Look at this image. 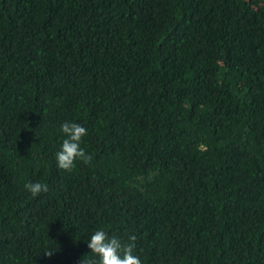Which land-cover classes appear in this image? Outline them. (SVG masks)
Returning <instances> with one entry per match:
<instances>
[{"label":"trees","instance_id":"obj_1","mask_svg":"<svg viewBox=\"0 0 264 264\" xmlns=\"http://www.w3.org/2000/svg\"><path fill=\"white\" fill-rule=\"evenodd\" d=\"M98 228L141 264H264V0H0V264H92Z\"/></svg>","mask_w":264,"mask_h":264},{"label":"clouds","instance_id":"obj_2","mask_svg":"<svg viewBox=\"0 0 264 264\" xmlns=\"http://www.w3.org/2000/svg\"><path fill=\"white\" fill-rule=\"evenodd\" d=\"M60 132L63 139L54 159L58 169L71 171L77 161L90 159L82 146L87 130L77 122L66 120L60 124ZM24 188L34 197L48 190L47 185L39 181L27 182ZM135 240L134 234H128L126 239H123L109 235L103 228L96 229L86 241L87 247L91 250L92 264H141L140 257L135 253ZM82 264H88V260L84 259Z\"/></svg>","mask_w":264,"mask_h":264}]
</instances>
